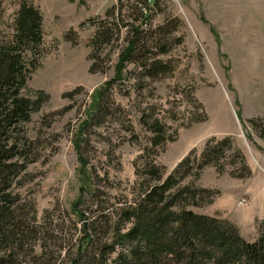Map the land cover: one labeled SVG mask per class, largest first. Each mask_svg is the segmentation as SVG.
I'll return each instance as SVG.
<instances>
[{"label":"rangeland","instance_id":"rangeland-1","mask_svg":"<svg viewBox=\"0 0 264 264\" xmlns=\"http://www.w3.org/2000/svg\"><path fill=\"white\" fill-rule=\"evenodd\" d=\"M32 1L44 16L45 52L25 92L35 96L40 89L49 99L25 124L37 158L20 190L36 202L38 222L47 236L58 238L62 256L75 253L86 222L98 218L102 227L108 220L123 231L130 225L121 219V209L134 202L141 187L136 164L141 167L153 135L142 124L145 112L159 118L167 135L174 136L150 152L166 166V174L191 151L192 157L199 156L207 140H233L234 149L219 164L223 171L209 165L203 177L185 179L219 191L212 204L191 209L215 211L214 216L227 219L220 203L235 197L247 205L254 199L252 189L256 211L264 207V0ZM121 5L120 24L148 29L151 38L166 34L162 41L168 51L156 57L171 71L146 79L141 67L130 62L126 78L107 87L93 116L99 89L115 74L127 29L122 27L119 37L115 32L112 42L100 47L97 63L107 65L105 72H90L91 39L107 11ZM19 6L20 0H0V30L13 31ZM109 21L114 23L115 17ZM66 107L61 115L48 116ZM259 220L249 225L251 238ZM111 235L104 239L110 241Z\"/></svg>","mask_w":264,"mask_h":264},{"label":"trees","instance_id":"trees-1","mask_svg":"<svg viewBox=\"0 0 264 264\" xmlns=\"http://www.w3.org/2000/svg\"><path fill=\"white\" fill-rule=\"evenodd\" d=\"M122 7L114 6L107 11V18L101 21L91 39L90 72H105L107 65L97 63L100 47L111 43L115 32L119 37L122 27L127 29L126 45L121 49L115 74L105 82V89H99L93 116L107 87L126 78L130 62L141 67V75L146 79L171 71V66L156 57L168 51L167 43L162 41L166 34L162 32L159 37L151 38L148 29L131 23L120 24ZM138 14L136 20L140 18ZM110 16L115 17L114 23L109 21ZM141 18L148 19L144 15ZM12 28L11 33L0 30V264H264V220L259 224L258 238L249 241L231 220L190 208L212 204L219 191L195 182L184 183L185 179L192 175L199 177L209 165L223 171L219 164L234 149L232 138L207 140L199 156L192 157L191 151L166 174V166L152 158L150 152L174 140V136H168L164 123L159 118H150L147 112L141 117L142 124L153 135L149 139L151 145L144 148L141 167L136 164L137 173L142 174L140 191L134 202L121 209V219L130 225L123 231L118 223L108 220L102 227H98V218L86 222L81 229L84 235L75 244V253L62 256L58 238L47 236L38 222L36 202L20 190L30 175L29 165L37 158L35 142L25 124L49 99L40 89L35 91V96L25 92L45 52L41 9L32 0H20ZM67 39L78 43L70 35ZM67 108L48 116L55 118ZM79 203L80 200L75 202L76 212ZM80 218L86 219L84 213ZM97 228H101L100 233ZM110 233L111 240L104 239Z\"/></svg>","mask_w":264,"mask_h":264},{"label":"crops","instance_id":"crops-1","mask_svg":"<svg viewBox=\"0 0 264 264\" xmlns=\"http://www.w3.org/2000/svg\"><path fill=\"white\" fill-rule=\"evenodd\" d=\"M207 169V167H205ZM204 168V170H205ZM204 170L203 173L201 174L203 177L204 174ZM201 177V178H202ZM201 181V179H200ZM201 184V183H200ZM203 186H209V187H213L211 185H206L202 182ZM251 192L250 189L247 190V192ZM251 192L254 195V199H252L250 201L249 204L245 205V204H239V202L237 201V199L234 198H229L227 201L220 203V205L222 207H218V208H224L225 210L228 211V214L224 217L227 218L228 220H231L232 222H234L238 228L240 229V232L242 233V235L250 241H253L257 238L258 236V227L259 225H254V229L256 230V234L255 236H253L252 238L250 237V233L252 228H249V225L251 223V221H256L258 219L264 220V207L263 205H261V208H259V212H257V207L254 205V202L257 199V193L255 192L254 189H252ZM208 215H217V213L214 211V213H208ZM258 221V222H259ZM258 226V227H257Z\"/></svg>","mask_w":264,"mask_h":264}]
</instances>
